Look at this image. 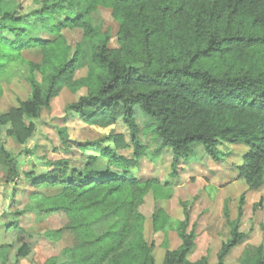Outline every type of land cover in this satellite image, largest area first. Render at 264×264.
I'll list each match as a JSON object with an SVG mask.
<instances>
[{
  "label": "trees",
  "instance_id": "trees-1",
  "mask_svg": "<svg viewBox=\"0 0 264 264\" xmlns=\"http://www.w3.org/2000/svg\"><path fill=\"white\" fill-rule=\"evenodd\" d=\"M99 7L112 9L119 24V52L110 49L111 35L93 24L91 15ZM0 14V74L22 59L24 50L38 47L43 53L42 65L26 62L31 68V100L0 116V129L10 125V135L21 144L33 136L35 127L27 126L25 118L35 119L51 108L64 81L72 80L82 53L78 49L70 58L71 48L61 30L80 28L90 46L88 75L72 85L86 89V95L69 109L102 128L115 125L121 113L130 130L134 160L108 148L102 154L107 158L105 169L93 167L99 158L92 157L84 170L70 176L61 164L44 179L26 174L37 185L62 188L43 210L70 215L75 229L86 233L87 243L98 245L100 253L111 243L107 253H99L101 258L110 257L106 264H157L154 247L143 237L144 217L135 210L124 234L117 231L118 223L100 237L91 232L109 213L104 214L90 196L101 193L105 203L129 195L138 207L157 184L129 172L148 149L140 139L138 112L153 124L146 132L158 147L152 160L171 149V176H179L180 164L194 155L195 146H202L219 164L229 156L221 146L244 145L248 151L238 166V179L251 192L264 185V0H44L40 9L27 15L3 12L1 6ZM44 32L55 40H43ZM61 131L64 137L66 130ZM113 139L117 147L127 148L122 136ZM0 159L8 166L9 179L18 178V162L1 144ZM244 205L243 196L235 221L228 203L224 208L231 238L222 244L217 264H227L226 258L246 237L239 231ZM182 207L184 220L176 222L182 245L168 251L161 264H211L207 258L190 260L195 234L188 231L190 209L186 203ZM159 220L157 231L163 229ZM120 238L125 242L122 250L120 242L115 245ZM26 250L22 248L21 254ZM258 256L253 264H264L261 250ZM63 264L88 262L84 258Z\"/></svg>",
  "mask_w": 264,
  "mask_h": 264
},
{
  "label": "rangeland",
  "instance_id": "rangeland-1",
  "mask_svg": "<svg viewBox=\"0 0 264 264\" xmlns=\"http://www.w3.org/2000/svg\"><path fill=\"white\" fill-rule=\"evenodd\" d=\"M43 2L0 0V6L3 12L27 15L40 9ZM91 18L96 27L111 35L110 49L121 51L119 24L113 17L112 9L99 7ZM61 34L71 48L70 58L78 49L82 52L72 80L64 81L50 109L42 110L35 119L25 118L27 126L35 127L33 136L26 143L21 144L10 135V125L0 129V144L16 159L19 169V177L11 181L8 166L0 159V264H47L51 260L63 264L84 258L88 264H106L110 259L109 256L101 258L100 254L107 253L111 243L104 244L100 253L98 245L87 243L90 237L86 233L75 229L70 215L64 211L43 210L48 200L58 195L62 188L35 183V180L44 179L56 170L58 164H61V169L67 170L69 176L74 170H84L92 157L99 158L93 167L105 169L107 158L104 159L102 154L108 148L116 150L119 157L134 160L130 130L121 113L115 125L102 128L88 123L69 109V105L86 95V89L75 88L72 84L88 75L90 46L83 40L84 31L80 28H64ZM40 37L55 40L46 32ZM26 62L42 65L43 53L38 47L24 50L22 59L7 65L0 74V116L10 114L19 109L21 103L31 100V68ZM136 122L142 132L140 139L148 149L129 172L136 178L156 180L157 184L138 207V201L129 200V195L105 203L100 201L101 193L90 196V200L104 214L109 213L92 228L94 236L105 235L116 223L122 226L117 231L124 234L125 226L132 223L135 210L144 217L143 237L154 247L157 264H161L168 251H175L182 245L176 222L184 220L182 204L186 203L190 209L188 231L194 232L196 244L190 260L207 258L209 263L217 264L222 244L231 238V227L225 218L224 208L228 203L232 220H237L239 201L244 196L239 231L246 237L232 250L226 262L253 264L260 250L264 254V185L251 192L247 190V184L238 179V166L243 164L248 148L244 145L221 146L220 150L229 153V156L218 164L202 146H195L194 155L180 164L179 176L173 177L171 149H165L153 161L152 154L158 147L146 134L153 124L141 112L137 113ZM64 129L66 135L63 137L61 130ZM115 136H122L127 148L117 147L113 139ZM27 173L33 174L35 180L27 178ZM157 217L160 218L159 227L163 226L159 231L155 227ZM121 239L115 240V245L120 242V250L125 247ZM24 247L26 255L21 254Z\"/></svg>",
  "mask_w": 264,
  "mask_h": 264
}]
</instances>
